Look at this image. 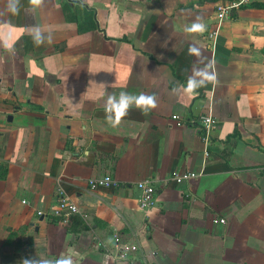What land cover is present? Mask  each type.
<instances>
[{
	"label": "crops",
	"instance_id": "obj_1",
	"mask_svg": "<svg viewBox=\"0 0 264 264\" xmlns=\"http://www.w3.org/2000/svg\"><path fill=\"white\" fill-rule=\"evenodd\" d=\"M218 1L20 0L13 14L0 0V264H125L104 255L115 233L139 264H264V0L221 21ZM121 92L156 107L112 126ZM200 115L216 120L207 144ZM104 175L118 185L90 188ZM59 187L79 208L68 224L50 215Z\"/></svg>",
	"mask_w": 264,
	"mask_h": 264
},
{
	"label": "built area",
	"instance_id": "obj_2",
	"mask_svg": "<svg viewBox=\"0 0 264 264\" xmlns=\"http://www.w3.org/2000/svg\"><path fill=\"white\" fill-rule=\"evenodd\" d=\"M252 0H220L215 3V14L219 21L230 17L235 11L239 10L244 5L251 3ZM215 33L210 34V38L214 37ZM179 125L177 115L173 116ZM198 127L201 132L202 141L207 144L211 138L213 131L216 128V120L209 115H200L197 119ZM208 155V153H205ZM195 172H182L173 175L172 179L176 182H182L195 177ZM90 188H112L118 185L117 181L110 175L101 177H93L88 181ZM138 204L142 209H151L156 205L155 187L150 179L138 181ZM56 206L50 212V215L58 219L61 224H68L71 217L79 212L78 205L71 200L62 188H57ZM42 214V212H38ZM214 223H224V218H214ZM102 245V244H100ZM103 246L104 255L110 261L124 262L125 264H139L140 257L137 256L139 245L131 240L125 241L118 233L113 235L111 246Z\"/></svg>",
	"mask_w": 264,
	"mask_h": 264
},
{
	"label": "clouds",
	"instance_id": "obj_3",
	"mask_svg": "<svg viewBox=\"0 0 264 264\" xmlns=\"http://www.w3.org/2000/svg\"><path fill=\"white\" fill-rule=\"evenodd\" d=\"M30 5L33 7V11L40 8L44 0H29ZM20 9V0H8V10L13 14L18 13ZM205 25L203 23H194L191 28L187 29L189 32H203ZM45 37L41 31L37 28L34 35V42L39 45L44 42ZM50 41L51 37H47ZM195 82H190L189 91L196 87ZM133 104L142 110L144 114H147L151 108L156 107L154 96H140L130 95L127 92H121L119 98L110 96L106 106V119L112 126H118L124 116L127 115L128 110ZM23 264H50L49 261H38L34 258H27L23 261ZM56 264H72L71 258H62L56 261Z\"/></svg>",
	"mask_w": 264,
	"mask_h": 264
},
{
	"label": "trees",
	"instance_id": "obj_4",
	"mask_svg": "<svg viewBox=\"0 0 264 264\" xmlns=\"http://www.w3.org/2000/svg\"><path fill=\"white\" fill-rule=\"evenodd\" d=\"M257 8H264V2H259L253 4ZM7 175V168L5 165L0 164V179H4L5 176Z\"/></svg>",
	"mask_w": 264,
	"mask_h": 264
}]
</instances>
